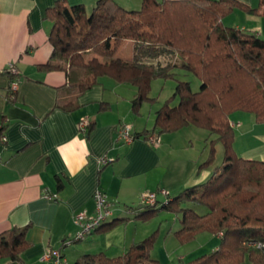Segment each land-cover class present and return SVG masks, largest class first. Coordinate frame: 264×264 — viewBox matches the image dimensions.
<instances>
[{
    "label": "crops",
    "instance_id": "0c3cea01",
    "mask_svg": "<svg viewBox=\"0 0 264 264\" xmlns=\"http://www.w3.org/2000/svg\"><path fill=\"white\" fill-rule=\"evenodd\" d=\"M56 1L0 0V128L6 124L0 136V232L27 227L30 240L22 260L0 257V264H56L46 258V252L79 233L74 215L81 210L95 213L97 189L109 199L112 215L102 228L61 248L65 264H69V253L76 259L100 251L110 256L122 254L150 232L135 208L142 191H155L161 204L168 194L198 185L212 172L210 167H201L209 148L201 147L197 136H183L179 129L160 135L154 143L152 132L143 133L153 128L155 116L141 114L143 103L138 112L134 109L138 77L131 82L113 74L102 75L79 97L76 109L56 106L66 74L40 68L52 58L49 36L53 20L47 16V8ZM98 1L66 0L70 6L84 3L88 13ZM117 1L133 8L142 3ZM241 1L260 6L259 12L235 8L224 22L264 35V0ZM133 46L131 39L122 42L111 59L114 71L120 69L122 59L132 57ZM9 62L20 72L13 101L6 97ZM134 75H139L138 69ZM83 119L92 123L89 131L81 128ZM230 119L237 153L264 159V122L256 121L248 111H235ZM124 124L139 135L131 141L120 138ZM167 238L169 258L184 260L185 255L177 254L183 245L169 233Z\"/></svg>",
    "mask_w": 264,
    "mask_h": 264
},
{
    "label": "trees",
    "instance_id": "16d2710c",
    "mask_svg": "<svg viewBox=\"0 0 264 264\" xmlns=\"http://www.w3.org/2000/svg\"><path fill=\"white\" fill-rule=\"evenodd\" d=\"M235 8L260 10L241 0H142L139 8L99 0L90 13L84 3L70 6L66 0H57L47 8V16L53 20L49 36L53 51L40 68L66 74L65 83L58 88L57 107L76 109L79 97L100 76L113 74L121 81L139 78L132 99L138 112L143 101L152 98L151 80L171 77L177 81L174 92L155 110L153 128L143 133L160 136L195 125L217 134L209 143L208 157L201 162V167L212 168L204 182L168 194L161 204L156 199L135 206L144 220L160 209L181 211V226L174 232L181 243L204 231L220 236L214 250L177 264H242L246 256L251 264H264V159L237 153L230 119L235 111H248L256 121L264 122V35L226 24L224 17ZM125 39L134 42L133 55L122 59L120 69L114 71L111 59ZM178 68H186L200 80L198 90L179 77ZM134 69L139 75H134ZM6 72L10 76L6 97L13 101L16 89L12 83L19 80L20 72L9 67ZM176 97L179 102L172 104ZM5 127L4 123L0 136ZM216 139L224 147L219 165L214 164ZM202 207L205 211L199 212ZM111 215L90 232L105 226ZM79 239L77 235L64 238L59 248L62 255L64 247ZM155 241L152 233L122 254L86 253L76 264H164L152 255ZM28 244L27 227L4 230L0 232V257L22 260Z\"/></svg>",
    "mask_w": 264,
    "mask_h": 264
},
{
    "label": "rangeland",
    "instance_id": "374dc122",
    "mask_svg": "<svg viewBox=\"0 0 264 264\" xmlns=\"http://www.w3.org/2000/svg\"><path fill=\"white\" fill-rule=\"evenodd\" d=\"M126 3H134V2H128ZM139 5L140 3L135 2ZM134 5V4H130ZM128 8H133L134 6H127ZM140 6H138L139 8ZM92 11V9L89 11V13ZM229 25V24H228ZM179 72V77L180 78H185L188 79L191 83L192 90H198L200 87V80L191 72V71H186L181 68H178L177 70ZM176 79L175 78H162V77H157L153 78L150 83V92L149 95L152 98H149L145 101H143L142 107H141V114L143 112L144 117H146L149 112L151 113V118H154L155 116V109L157 107H160L163 103L166 102L167 98H169L175 89L176 85ZM179 98L176 97L173 99L172 104L178 103ZM138 115L137 117L141 116ZM194 130H200L199 134H195ZM181 133L183 136L186 137H196L201 141V147L206 145L208 148L210 147L211 140L213 137H215L217 134L215 133H210L208 129L203 128V127H198L195 125H189L187 127H184L181 129ZM215 145H216V159L214 161V164L216 165L221 164L223 161V156H224V147L223 143L221 140L216 139L215 140ZM201 207V206H199ZM198 208V207H197ZM203 209H198L199 212H204V207ZM181 216L182 212L181 211H174V210H168V209H160L158 213L150 217L149 219L146 220L145 224H148L149 228V233L146 235H150L152 233H155L156 235V241L154 243V247L152 249V255L159 259L162 263L164 264H177L179 263V259L175 258L173 261L169 258L168 256V249L171 247V243H169V238L166 239V236L169 235L172 236L173 238H177L175 236V231L179 229L181 226ZM145 236V237H146ZM144 237V238H145ZM143 239V238H142ZM178 240V239H177ZM165 243V245H164ZM220 243V236L204 231L201 233H198L193 239L181 243L178 241L179 246L183 245L182 249H179L177 251L178 255H185L184 260H191L194 259L195 257L209 252L211 250H214L215 248L218 247ZM78 244V243H77ZM181 244V245H180ZM167 249V250H166ZM175 249V248H173ZM175 251V250H174ZM179 252V253H178ZM181 253V254H180ZM118 255V254H117ZM159 256V257H158ZM69 257V264H76L75 259L71 253L68 254ZM242 264H251L250 259L248 256L244 259Z\"/></svg>",
    "mask_w": 264,
    "mask_h": 264
},
{
    "label": "built area",
    "instance_id": "2783aa9c",
    "mask_svg": "<svg viewBox=\"0 0 264 264\" xmlns=\"http://www.w3.org/2000/svg\"><path fill=\"white\" fill-rule=\"evenodd\" d=\"M8 67L17 71L14 63L9 62ZM18 86V81H14L12 83V87L16 89ZM89 124V120L83 119L80 122V126L82 129H86ZM120 138L125 139L126 141H131L133 139V135L130 130V126L124 124L120 129ZM159 136H151V139L154 143L159 142ZM157 199V194L152 190H144L141 193V201L144 203H155ZM95 200V213L90 214L86 210H81L74 215L75 223L80 227V231L77 234L78 238H82L85 234L89 233L96 226H98L108 215L112 213L111 203L108 201L105 193L101 189H97L94 193ZM46 258L53 259L56 264H65L66 258L62 255V252L59 248L53 249L46 252Z\"/></svg>",
    "mask_w": 264,
    "mask_h": 264
}]
</instances>
